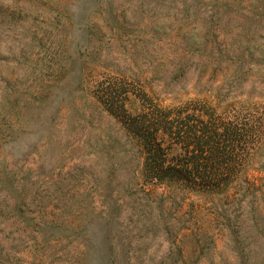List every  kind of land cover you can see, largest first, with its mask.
<instances>
[{
    "label": "rangeland",
    "instance_id": "obj_1",
    "mask_svg": "<svg viewBox=\"0 0 264 264\" xmlns=\"http://www.w3.org/2000/svg\"><path fill=\"white\" fill-rule=\"evenodd\" d=\"M104 81L264 106V0H0V264H264V143L256 191L145 197Z\"/></svg>",
    "mask_w": 264,
    "mask_h": 264
},
{
    "label": "trees",
    "instance_id": "obj_2",
    "mask_svg": "<svg viewBox=\"0 0 264 264\" xmlns=\"http://www.w3.org/2000/svg\"><path fill=\"white\" fill-rule=\"evenodd\" d=\"M91 93L93 105L129 140L130 180L145 197L155 189L230 197L241 192V183L245 192L256 191L249 169L264 143V106L219 97L165 106L131 82H97ZM131 99L139 103L137 112L127 109Z\"/></svg>",
    "mask_w": 264,
    "mask_h": 264
}]
</instances>
